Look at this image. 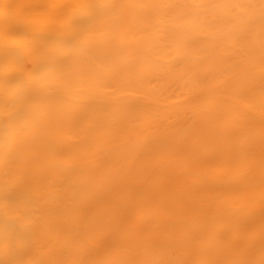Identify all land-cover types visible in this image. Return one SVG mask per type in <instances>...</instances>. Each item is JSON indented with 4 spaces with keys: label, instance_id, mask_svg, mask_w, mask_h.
<instances>
[{
    "label": "bare ground",
    "instance_id": "6f19581e",
    "mask_svg": "<svg viewBox=\"0 0 264 264\" xmlns=\"http://www.w3.org/2000/svg\"><path fill=\"white\" fill-rule=\"evenodd\" d=\"M0 264H264V0H0Z\"/></svg>",
    "mask_w": 264,
    "mask_h": 264
}]
</instances>
